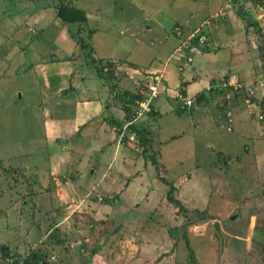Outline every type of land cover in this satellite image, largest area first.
I'll return each instance as SVG.
<instances>
[{
	"label": "rangeland",
	"instance_id": "obj_1",
	"mask_svg": "<svg viewBox=\"0 0 264 264\" xmlns=\"http://www.w3.org/2000/svg\"><path fill=\"white\" fill-rule=\"evenodd\" d=\"M8 1L10 0H5V2ZM83 1L75 0L74 7L77 8ZM244 1H235L238 3L235 6H243ZM103 2L112 8L108 15L110 18L104 19L102 22L107 31L103 32L104 36L97 35L90 38L93 43L100 42L97 46L100 54L107 55L109 59L113 58L111 60L122 58L128 62L136 61L138 63L136 65L139 67L148 65L152 59H155L156 62L153 60V65L160 64V67L165 65L167 75L172 76L174 80L180 78V73L177 71V67L180 65L179 67H182L183 71L185 70L186 80L189 82L194 80L195 75L192 73V68L197 67L199 57L189 52H186V55L183 52L182 55H185V58L177 63L174 56L178 57L179 55L170 51L173 50L176 39L184 38L186 41L191 34H185L188 28L199 25L204 18H206L205 22L210 19L208 16L212 0H102L99 4L102 5ZM249 3L251 6L254 5L252 1ZM9 9L11 10L9 5L5 4L4 11L9 12ZM234 13L236 12L234 11ZM3 14L4 12L0 8L1 167L9 172L15 168L18 172L21 168L27 169V175L31 176L32 170L49 167L45 155H51L54 150H57L56 145H58V143L45 140L46 112L44 108L49 106H45L43 101L41 80L38 75L34 74L35 65L40 63L44 56L45 59H49L51 56L52 50L46 43L51 44L52 35H49L50 38L42 39L40 28L34 25H29L27 28L22 27L16 33V26L8 29V23L3 24L9 15ZM19 14L20 16L16 18L18 24H21L26 18V11ZM250 14H252V10ZM218 21L220 20L218 19ZM73 25L78 28L82 24ZM209 25L210 23L208 25L203 23L200 28L206 30L211 28ZM75 26L69 25V29H77ZM177 26L183 32L182 37L176 38L173 34V30ZM126 28L128 31L125 32ZM251 32L253 33L252 38L257 40L255 29ZM129 34L134 35V38L129 39ZM80 35L81 37L76 36L68 39L66 41L68 47H66L74 49V42L77 44L80 40H85L89 44V35H86L85 32ZM113 40L116 41L115 44H112ZM136 40L140 43L136 44ZM57 45L59 44L56 42L58 50L56 56L59 59L66 57L71 59L67 56L68 52H61V47H57ZM244 46V49L248 50V56H251V58L249 57L251 61L253 59L260 60L262 56L254 52L260 50L258 44L254 51L250 50L248 45ZM162 48L163 51L156 57L160 53L158 50H162ZM169 52L172 53V59L166 61ZM75 53L72 59V68L76 70L75 78L91 77L94 73V65H91L90 58L88 59L89 51L86 54H80L76 50ZM222 54L229 57L224 50H222ZM187 57L193 59L192 63H187ZM257 67L259 66L257 65ZM263 68L264 65L261 70ZM225 71H232L229 63H225ZM126 72L129 73L126 75ZM131 72L130 70H119L118 77L124 80L126 90L136 92L139 85L143 84L150 75L140 70L136 75H132ZM167 75L164 77V80L167 78V81L169 80L168 84L164 83V93L166 94L169 90L175 91L172 78L170 79V76L167 77ZM220 79L221 77H216L218 82L212 86L218 85ZM245 79L247 80L239 78L236 81L244 85L240 93L235 96L236 98L243 99L244 96V100H246L248 98L247 89L257 88L253 83L255 79H252L251 76ZM259 84L260 82L257 81L259 91L253 97L254 101H252V97L249 98L251 105H247L244 101L251 111H256L255 115H249L248 110L242 115L240 112L232 111L231 107L227 109L232 116L231 131H227L229 125L225 114L218 113L215 104L210 101L202 106L195 105L193 108L182 109L183 104L180 108L178 101L182 100L177 98L178 100L173 101L176 104L174 112L164 114L158 124L154 120L149 122L155 135L154 144L150 147L153 148L152 152L158 159L159 165L157 168L151 165L149 169V165L147 167L144 165L149 161L139 158L140 164L137 165V169L140 174H145L147 185L151 186V179H156L160 185L158 184L155 194L154 191H149L146 188L145 192H150L149 195L144 194V190H140L142 192L138 195V186L133 184L129 190L122 194V198H125L126 201L125 204L129 205H125L123 208L118 207L112 216L120 224L130 221L129 224L134 228V231L151 243L156 245L163 243L167 249L173 248L176 255H173L174 258L170 260V264H262L260 258L264 255V248L251 244L249 237L245 236L247 229L253 225L264 226V202L259 203L261 199L264 200V162L260 161L261 158L255 151V148L259 147L258 140L262 133L264 136V120L259 121L257 118L259 112L264 116V110L258 107V102L264 97V85L260 86ZM169 95L173 94L170 92ZM108 96L105 95V99L108 100ZM216 96L220 97L224 104L222 95L219 93ZM165 98L164 94L161 95L160 101H166ZM109 100L111 101V99ZM118 115L119 112H115L114 117L118 118ZM119 119L122 123L125 122L124 113L120 114ZM141 120L136 122L137 125ZM155 129H157L156 133ZM111 138L108 139L111 142L105 143L102 153L99 149L101 145H95L91 150V154L95 152L98 157V164L93 166L95 173L89 179L91 183L102 179V174L115 170L123 152L134 155L136 159L139 157L132 150H125L124 147L119 146V155L114 158L117 138H115L116 143ZM72 140L75 141L68 140L64 145H74L75 150L80 154L83 153L86 148L81 143L83 139L77 136ZM262 142L264 143V139ZM60 153L62 156L65 155L64 150ZM89 155V151H87V154L82 157L85 160L83 165L78 168L84 176H88L92 170V168L89 169L90 165L86 162V157ZM110 165L111 168H109ZM148 169L151 170L149 173L146 171ZM18 175L13 173L11 177H6L0 172V210H3L0 212V248L7 245L5 242L7 224L12 228L16 227L13 225H17V221L11 222L10 212L6 213L4 210L9 211L11 206L18 202L12 208L15 216L18 217L20 210L24 208L23 213L25 214L20 225L21 236L25 235L24 232L31 227L32 223V208L28 202L31 196L30 191L25 181L16 179ZM15 179L18 181L17 183ZM161 179H164L166 183ZM168 183L172 184L173 197L182 204V210L167 200L166 195L170 187L167 185ZM38 193L41 195L43 192ZM68 193L69 191L64 192L67 206L58 205L60 204L57 202L58 200L56 203L54 202L52 212L58 211L55 218L60 220L68 215L70 221L75 223L76 228H81L83 236L86 235L87 239L92 238L90 242L94 244L93 237L107 229L105 227L107 222L101 221L102 219H93L94 217L92 218L91 215H96L98 209L96 211L94 208L90 209V206L84 205L83 201L79 205L78 200L81 197L77 199L74 197L75 200H73L70 197L71 194L68 196ZM146 195L148 199L145 200ZM22 197L27 198L24 207L19 204ZM97 198L98 196L93 193L86 199L97 200ZM10 204L12 205L10 206ZM37 210L43 216L47 211L45 207L36 208L35 212ZM38 214H35L36 220ZM81 214L84 216L82 219L78 217ZM252 214L255 215L257 221H254L255 218L252 217L250 224L249 217ZM248 224L251 226L248 227ZM96 225L99 227V232L93 233L94 229L91 226ZM157 225L160 226L157 228L158 230L156 229ZM214 225L218 226L219 233L216 232ZM149 228L154 231L150 239L146 235ZM85 229H88V232ZM77 234L79 235V233ZM185 235L193 250L192 262L189 260L185 241L182 239ZM9 237L10 235H7L6 239ZM39 237L38 235L36 240H39ZM30 239L33 242L35 237L33 239L32 236ZM75 243L78 246L81 244L77 239ZM172 243L173 245L170 246ZM12 245L10 246L12 247ZM68 246L71 248L70 245ZM145 248L142 246V250Z\"/></svg>",
	"mask_w": 264,
	"mask_h": 264
},
{
	"label": "crops",
	"instance_id": "obj_2",
	"mask_svg": "<svg viewBox=\"0 0 264 264\" xmlns=\"http://www.w3.org/2000/svg\"><path fill=\"white\" fill-rule=\"evenodd\" d=\"M57 1L58 0H10L5 2V0H0V8L5 15L9 14L3 23H8V29L16 26L17 33L22 27L27 28L29 25H34L40 28L42 39L47 37L50 38L49 35H52L51 44L46 43L52 50L51 56L49 59H45L44 56V58L40 60L41 62L35 65L34 74L38 75L39 80H41L40 84L42 86L41 94L43 96V101L45 106H49L44 108L46 112L44 122L45 140L58 143V145H56L57 150H54L51 155H45L49 164V167L46 169H34L31 172V176L27 175V169L21 168L19 172L16 168L14 169L17 171L15 174H19L16 179H20L18 181H25L28 185V190L31 195L28 202L32 208V223L31 227L24 232L25 235L21 236L20 225L23 215L25 214L23 213L24 208L20 210V216L16 217L12 208L17 205L18 202H16L15 205L10 204V206L12 205L11 209L9 211H4H6V213L10 212L11 222L15 223L17 221V225H13L16 227L12 228L7 224V232H5V242L7 245L1 246L0 250L4 252V247L14 249L16 245L19 246V253H22L25 247L24 245L29 243L34 246L41 241H44V245L48 247L47 240L50 234L58 229L59 232H64L66 236L70 237L69 245L71 246L69 252L65 253L61 251L62 247L60 245L54 244L53 252L57 253L59 256L58 264H170V260L174 258L173 255H176V251H174L173 248L167 249L163 243L159 245L151 243L141 234L134 231V228L129 224L130 221L120 224L117 223L112 216L114 210L118 207L123 208L125 205H129L125 204L126 201L125 198H122V194L129 190L133 184L136 187L138 186L137 194L142 192L140 190H144L145 192L146 188L149 191H154L155 194V191L158 189L159 183H157L156 179H151V186H149L147 185L145 174H140V171L137 169L140 160L138 158L136 159L132 154L123 152L124 154L121 156L115 170L113 169L112 172L108 171L102 174V179H99L97 182L93 181L91 183L89 181L91 176L95 173L93 166L98 164V157L95 152L91 154V150H93L95 145H101L99 149L100 153H102L105 143L111 142L108 141V139L110 140L112 135L111 140L114 139L113 141H115L116 134L112 130V125L115 124L116 121H121V119H119L121 113H124L125 117L124 108L127 102L124 92L127 88L124 80L118 77L119 70H140L147 75L162 73L163 77H166L167 71L164 68L165 65L163 67H160V64L153 65L155 59H152L148 65L139 67L136 65L138 64L136 61L134 63L128 62L122 58L111 60L113 58L109 59L107 55L98 52L97 46H99L100 42L93 43V40L90 38L91 36L95 37L97 35L104 36L103 32H105V30L107 31V29L103 26L102 22H104V19L110 18L108 15L112 11L111 6L105 4V2H103L102 5L99 4L102 0H84L77 6V9L85 13L87 19L85 24L79 25L80 28H77L73 24L70 25L71 27L75 26L77 29H69V25L56 18L54 6L57 4ZM250 1L252 0H245L243 6L249 12L252 10L251 15L253 18L255 17L254 19L258 22L264 35V0L255 1L253 5L254 8L249 5ZM233 2V0H212V4L210 5L211 11L208 18L211 19L215 15H219V17L210 21L211 23L209 26H211V28L209 27L206 30H203V28L201 29V33L207 38L206 43L199 47L198 50L192 52L189 49L183 50L184 54L189 52L199 57L197 67L192 68V73L195 75L194 80L191 82L187 81L185 70L183 71L182 67H179V65L177 67V71L180 73L179 79L174 80L172 76L167 75V77L170 76V79L172 78V85L175 90H169L168 94L171 92L173 95L168 96V94L165 93L160 94V96L163 94L165 95L166 101L161 102L159 96L153 104L156 112L146 118H142L138 124L140 130H145L147 132L150 146L154 144L155 135L150 128L152 126L149 122L154 120L155 123L158 124V121L163 118L164 114L167 115V112H174L176 104H174L173 101L177 99L180 94L185 98L187 97L193 100L194 105L191 108L195 105L202 106L204 103L210 101L215 104L218 113L221 115L230 107L232 111L240 112L242 115L244 112L246 113L247 110L249 113L250 108L245 105L244 96L243 99L235 97L228 105H225L222 104L223 101L220 97L216 96V94L219 93L212 90V84L218 82L216 77H221L219 81L230 80L235 82L239 80V78L241 80H247L245 78L251 76L252 79H255L253 83L257 87V91H259L257 81L264 83V73H262L264 72V68L261 70L262 65H264V42L253 39V33L251 31L246 33L244 23L237 17L236 13H234L235 4ZM69 3L74 7L75 0H70ZM5 4H8L11 8L9 12L4 11ZM25 11L26 18L21 23L23 25L18 24L16 17L20 16V12ZM218 19L220 21H218ZM205 20L206 18H204L199 25L191 26L188 30H184L186 32L185 34L188 35L200 29L202 24L205 23ZM126 31H128V28L125 29V32ZM84 32L86 35H89V44H87L85 40H80L78 41L80 43L76 44V42H74L76 44H73L74 49L71 47L67 48L68 45L66 41L68 39H72V37L75 38L76 36L81 37L80 34ZM128 38L133 39L134 35L129 34ZM113 41L114 43L112 44H115L116 41ZM183 41L184 38L176 39L175 45L173 46L174 48L170 52L174 51L173 53L175 55L178 54L176 50L183 44ZM56 42L60 45H57V47H61V52H68L67 56L71 57V59L68 57L59 59L56 56V52L58 51ZM81 42H85L88 45L87 49L89 53L87 56L88 59L90 58L91 65H94V73L91 77L81 76L80 78H75L76 70L72 68V59L76 54L75 51L78 50L80 54H86L88 52L87 49H81ZM135 43L138 44L140 41L136 40ZM257 44L260 50L254 51L257 49ZM244 45H248L250 50L262 56L260 60L253 59V61H251L249 59L251 56H248V50L244 49ZM222 50L226 51L229 57L224 56ZM158 51L160 53H158L156 57L161 54L163 48ZM170 52L166 57V61L172 59V53L170 54ZM183 52L178 54V57L173 55L177 63H179V60L185 58V55H182ZM93 60H102L103 62L112 61L115 63V70L113 71L111 80H105L103 75L98 74L96 64H94ZM225 63L230 64V69L232 71H225ZM257 65L259 67H257ZM260 71L262 72L260 73ZM167 79H165V84H168L169 80L167 81ZM200 94H204L205 98H201V101L198 103L196 99ZM105 95H109L108 100L105 99ZM168 97L169 100H167ZM109 99H111V101ZM178 101L179 107L181 108L183 102L180 100ZM115 112H119L118 118L114 117ZM156 132L157 129H155V133ZM262 135L258 140L259 147H256L255 151L259 154L261 158L260 161L264 162V143L262 142L264 136ZM77 136L83 139L81 143L86 147L85 151L81 154L75 150L74 145H64L68 140L74 142L75 140L72 139ZM71 146L73 147L71 148ZM63 150L65 152L64 156L60 153V151ZM125 150L128 149L125 148ZM151 150H153V148ZM87 151H89L90 155L86 157V162L90 165L89 169L91 170L92 168V170L88 176H84L78 168L83 165L85 160L82 157L87 154ZM118 155L119 151L116 148L114 158ZM109 168H111V165ZM149 169L146 170L148 173L151 171ZM16 179L15 181L17 183L18 181ZM67 191H69L68 196L71 194L70 197L73 200H75L74 197H76V199L81 197V199L78 200L79 205L83 201L84 205L90 206V209L94 208L95 211L98 209L96 215H91L92 218L94 217L93 219H102L101 221L107 222L105 224L107 228L104 230L105 233L103 234V232H101L98 235L95 234V237H93L94 244L90 242L92 238L87 239L85 238L86 235L83 236L80 230L81 228H76L75 223L70 221L71 219H69L70 217L68 215L60 220L55 218L58 211L55 210V215L52 212V209H54V202L56 203V200H58L57 202L60 203L58 205L67 206L68 204L64 194V192ZM38 192L43 193L40 195ZM93 193L98 196L97 200H87L86 198ZM149 193L150 192H145L144 194L149 195ZM147 197L146 195L145 200L148 199ZM25 199L27 198H23L21 203L19 201L21 207H24ZM260 202H264V200L261 199L259 203ZM41 207L47 209L45 216L41 215L38 210L35 212L36 208ZM2 211L3 210H0V212ZM36 213H39L37 220L35 218ZM86 213L88 212L86 211ZM78 217L81 219L84 218L82 214ZM252 217L255 218L254 221H257L255 215L252 214L251 217H249L250 224ZM51 223H54V225L50 226ZM250 224H248V227L251 226ZM158 227L160 226L157 225L156 229ZM91 228L94 229L93 233L99 232V227L97 225L91 226ZM250 228L245 232V236L247 237H249ZM85 230L88 232V229ZM77 233H79V235ZM153 233L154 231H151L150 228L146 231V235L149 239ZM37 234L40 236L39 240H36V238H38ZM7 235H10V240L6 239ZM32 236L33 239L35 237L33 242L30 241V237ZM76 239L81 243L80 246L75 243ZM247 240L248 238L246 242ZM173 243H175V241H173ZM173 243L170 246H172ZM11 244H13L12 247L10 246ZM142 246L146 248L142 250ZM188 254L189 260L192 262L191 255L189 252ZM154 256L156 257L151 260Z\"/></svg>",
	"mask_w": 264,
	"mask_h": 264
},
{
	"label": "trees",
	"instance_id": "obj_3",
	"mask_svg": "<svg viewBox=\"0 0 264 264\" xmlns=\"http://www.w3.org/2000/svg\"><path fill=\"white\" fill-rule=\"evenodd\" d=\"M70 0H58L57 4L54 6V10H55V16L57 19H59L61 22L67 24V25H71V24H85L87 19L85 16V13L82 10L77 9L76 7H73L70 3ZM234 4H238L235 1L237 0H233ZM255 1H260V0H252V2L254 3ZM235 12L237 17L244 23L245 28H246V33H249V31H253V29H255L256 31V36H257V41L259 42H264V35L262 33V29L259 27L258 22L253 18V16L250 14L249 11H247L244 6L242 5H238L235 6ZM80 43V42H78ZM81 49H87L88 45L85 42H81ZM261 45V43H260ZM94 64H96V69L98 74L103 75L105 80H111L112 76H113V71L115 70V63L112 61H105L103 62L102 60H93ZM131 68V67H130ZM139 90V89H138ZM138 90L136 92H130L129 90L124 92V96L126 98V102L127 105L124 108L125 111V122L129 119L130 116V109H129V105H131L132 103H134L136 100H142L144 97L143 96H139L138 95ZM181 95V94H180ZM184 95V94H183ZM184 97V96H183ZM252 101H254L253 97L251 96ZM205 98L204 94H200L199 97H197L196 101L199 103L201 100L200 99ZM251 101V100H250ZM260 109L264 110V97L262 98V100L260 102H258ZM194 105V102H193ZM154 108V107H153ZM156 111H152L151 113L147 114L145 117L150 116L151 114L155 113ZM140 120V119H139ZM125 122H117L115 124H113L112 126V130L113 128H117L115 134H118V129H120L122 127V125ZM138 123V122H137ZM137 123H134L133 125H131V127H129L130 130L135 131L136 133V140L138 142V151L135 150L134 148L129 147L128 145V138L125 137L124 139V148L126 149H130L133 152H135L137 155H139L138 159H146L149 161V163H145L144 165L147 167L149 165V168L151 167V165H153L155 168L158 167V162L157 159L155 157L154 152H152L151 148H150V143L148 140V135L147 132L145 130H140L139 129V125H137ZM114 131V130H113ZM2 162L0 161V172L3 173L4 176L6 177H11V175L13 173H17V171H15L14 169L12 171H7L5 170L4 167H1ZM161 181H163L164 183H166V181L164 179H161ZM169 187V190L167 192V200L171 203H173L176 207L179 208V210H182V204L180 202H178L177 200L174 199L173 197V191L174 188L172 186V184H167ZM23 199V198H22ZM51 225H54V223H51ZM47 232V231H46ZM105 232L103 231V234ZM69 239L70 237L66 236L64 232H59V230H54V232H52L49 236V239L47 240L48 242V247L45 246V242L41 241L39 243H37L36 245H31V244H26L24 245V250L22 251V253H19L18 247L19 246H14V249H11L9 247H4V252H2L0 250V263L1 264H52L49 261V255H56V263H59V256L57 255V253L53 252V247L54 244L60 245L61 251L68 253L69 252ZM184 241H185V245L186 248L188 249V252L190 253L191 257L193 256V252L190 248L188 239L186 238V235L183 236ZM52 249V250H51ZM52 251V252H51ZM62 253V252H61ZM12 260L11 263H8L6 260Z\"/></svg>",
	"mask_w": 264,
	"mask_h": 264
},
{
	"label": "built area",
	"instance_id": "obj_4",
	"mask_svg": "<svg viewBox=\"0 0 264 264\" xmlns=\"http://www.w3.org/2000/svg\"><path fill=\"white\" fill-rule=\"evenodd\" d=\"M219 17V15L213 16L210 20L205 22V25H208L211 23L210 21L213 19H216ZM173 34H175L176 37H182L183 32L179 27H175L173 30ZM206 43V36L201 33V28L193 31L186 39L185 42L176 50L178 54H181L183 50L189 49L191 52L194 50H198L199 47L203 46ZM187 63H192L193 59L191 57L186 58ZM132 75L139 74L138 70H131ZM129 72H126V75ZM164 77L162 73L158 74H152L148 76L143 84H140L138 87V95L143 96L144 98L142 100H136L134 103L129 105L130 109V116L129 119L122 125L120 129H118V134H116L117 138V145L118 147H124V139L125 137L128 138V146L131 148H134L135 150L138 149V142L136 140V133L135 131H132L129 129L131 125L136 123L139 119H142L147 114L151 113L155 109L153 108L154 102L158 99L160 94L164 93ZM260 86H263L264 83L260 81ZM244 85L239 84L238 82H233L230 80H221L219 84L216 86H212V90L220 93L222 95V98L224 99V104L228 105L231 100L240 93V90L242 89ZM252 87V86H251ZM253 88V87H252ZM257 92V88H248V98H246L245 102L247 105H251L249 98L251 96H255ZM166 94V93H165ZM178 98H180L183 101L182 109L184 108H190L193 106V100L191 98H185L182 95H179ZM255 106V104H254ZM256 107V106H255ZM257 108V107H256ZM258 111V110H257ZM259 112V111H258ZM225 117L227 119V123L229 127L227 128V131H231L230 125L232 124V116L231 112L226 110L224 113ZM249 114H256V111L249 109ZM257 118L259 121L264 120V116L262 114L257 113ZM117 128H113L114 132H116ZM138 151V150H137ZM8 263H11L12 260H6ZM50 263L55 264L56 263V255H52L49 258Z\"/></svg>",
	"mask_w": 264,
	"mask_h": 264
},
{
	"label": "water",
	"instance_id": "obj_5",
	"mask_svg": "<svg viewBox=\"0 0 264 264\" xmlns=\"http://www.w3.org/2000/svg\"><path fill=\"white\" fill-rule=\"evenodd\" d=\"M234 219V217H232ZM216 232L219 233L218 226L214 225ZM250 243L256 244L261 248H264V226L263 225H253L250 230L249 235ZM262 264H264V255L260 258Z\"/></svg>",
	"mask_w": 264,
	"mask_h": 264
}]
</instances>
